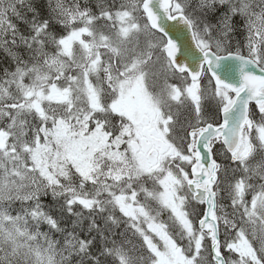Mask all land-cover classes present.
<instances>
[{"label":"snow or ice","instance_id":"obj_1","mask_svg":"<svg viewBox=\"0 0 264 264\" xmlns=\"http://www.w3.org/2000/svg\"><path fill=\"white\" fill-rule=\"evenodd\" d=\"M0 264H264V0H0Z\"/></svg>","mask_w":264,"mask_h":264}]
</instances>
